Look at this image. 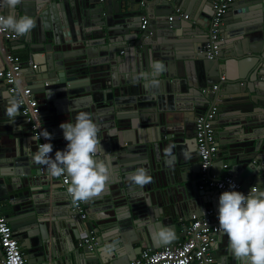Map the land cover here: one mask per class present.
<instances>
[{
  "label": "water",
  "instance_id": "obj_1",
  "mask_svg": "<svg viewBox=\"0 0 264 264\" xmlns=\"http://www.w3.org/2000/svg\"><path fill=\"white\" fill-rule=\"evenodd\" d=\"M1 1L5 17L28 15L36 21L29 36L9 43L24 41L20 47L33 59L35 66H25L24 75L34 74L28 79L31 91L43 93L47 112L40 114L54 136V152L67 146L61 123L74 124L79 112H88L100 127L105 152L98 159L110 168L103 193L86 202V221L71 219L59 179L32 161L37 140L32 133L34 139L26 137L19 115L6 114L13 97L0 74V200L9 203L3 214L27 264H130L145 246L157 249L183 238L174 218L188 208L205 211L222 191L200 190L183 173L170 183L164 171L174 156L182 168L193 164L195 132L190 140L186 123L194 124L216 101L212 125L219 147L223 136H231V172L246 188L256 178V190L264 191V0H232L213 59L204 46L215 0H22L13 9ZM143 15L148 24L140 29ZM230 20L232 27L225 28ZM7 50L1 43V61ZM153 61L166 71L153 75ZM152 80L158 86H151ZM213 84L217 89L211 91ZM141 167L153 177L143 188L130 178ZM215 169L214 161L211 172ZM120 205L140 220L122 216ZM85 227L99 234L96 247L71 248ZM164 228L175 236L167 244L156 238ZM223 235L218 232L215 241ZM212 247L216 264H240L229 241L225 250Z\"/></svg>",
  "mask_w": 264,
  "mask_h": 264
},
{
  "label": "built area",
  "instance_id": "obj_2",
  "mask_svg": "<svg viewBox=\"0 0 264 264\" xmlns=\"http://www.w3.org/2000/svg\"><path fill=\"white\" fill-rule=\"evenodd\" d=\"M231 2L232 0H215L213 2L212 16L207 23L209 38L204 46L205 54L208 59H213L219 54L222 20ZM141 3L143 2L141 1ZM177 14L180 17L187 18V14L181 12H177ZM0 15H3L1 0ZM171 18L170 16L169 19L171 20ZM147 24L148 17L143 15L140 19L139 28L145 29ZM17 37L18 36L11 31L0 32V46L1 43L14 40ZM3 59L4 68L0 74L7 85L8 92L14 100L19 102V113L28 125L32 135L37 140V147L41 143L53 144L52 140H46L41 136V132L45 129L47 130V128L41 119L37 99L33 95L27 80L22 78L26 76L23 74L25 66H35L33 61L30 58H23L11 50L4 52ZM223 79L224 76L221 75L220 80ZM216 89L217 84L211 85V91ZM202 91H204V89ZM217 103L218 101L214 102L206 113L198 115L194 122L196 150L199 157L197 186L200 190L205 188H216L222 192L235 190L241 191L247 195L255 185H251L248 188L244 187L242 183L236 179L235 174L229 171H225L219 175L215 172H211L212 165L218 153L215 129L212 125ZM50 155L53 158L55 157L54 144L53 152ZM43 168L47 169L44 165ZM221 168L227 170L229 168L228 163H221ZM56 179H59L61 187L65 189L69 197L71 212L75 216H78L80 220H85L87 218L85 202L73 203L68 193V188L71 184L70 177L65 174ZM232 184L236 185L234 189L231 187ZM179 224L182 232L185 233L182 240L174 244L161 246L157 249L145 246L140 250L137 256L130 261V264H216L212 255V244L215 242L217 233L221 232L218 227V213H215V210L212 208H207L201 216L192 214L187 221L180 218ZM77 245L92 250L97 245V235L93 230L84 228V231L80 233ZM0 247L2 250L0 264H27L19 240L16 238L14 231L7 222L1 204Z\"/></svg>",
  "mask_w": 264,
  "mask_h": 264
},
{
  "label": "clouds",
  "instance_id": "obj_3",
  "mask_svg": "<svg viewBox=\"0 0 264 264\" xmlns=\"http://www.w3.org/2000/svg\"><path fill=\"white\" fill-rule=\"evenodd\" d=\"M22 0H4L8 8L13 9ZM36 27V21L24 15L17 19L13 14L6 17L0 15V32L11 31L17 36L27 37ZM152 74L166 71L160 61L150 64ZM147 78V73L142 74ZM159 81L152 80L151 86H158ZM39 105V104H38ZM19 102L12 99L6 109L10 117L19 115ZM64 139L67 141L65 150L55 152L53 158L52 143H41L34 155L33 163L47 167L49 176L59 178L67 174L71 178L68 193L73 203L88 202L103 193L110 176V168L104 160L98 159L105 152L99 137L100 127L88 112H79L73 124L69 120L61 123ZM46 140L54 139L46 129L41 132ZM132 182L140 187L152 183L153 177L145 168H139L130 176ZM231 187L234 189L235 184ZM218 227L229 241V248L240 264H264V191L255 187L245 195L241 191L229 190L221 193L218 206ZM156 238L158 242L167 244L175 239L170 228L161 229Z\"/></svg>",
  "mask_w": 264,
  "mask_h": 264
},
{
  "label": "crops",
  "instance_id": "obj_4",
  "mask_svg": "<svg viewBox=\"0 0 264 264\" xmlns=\"http://www.w3.org/2000/svg\"><path fill=\"white\" fill-rule=\"evenodd\" d=\"M177 7H180V4H177ZM228 12V11H227ZM226 12V14L227 15H229V13H227ZM226 15V16H227ZM147 16V15H146ZM225 17V16H224ZM223 17V18H224ZM233 21H228V22H226V27L225 28H231L232 27V23ZM223 20H222V25H221V32H222V29H223ZM220 32V33H221ZM227 33H228V31H227ZM227 33H226V35H227ZM16 39H20L19 38V36L16 38ZM224 40V39H223ZM221 41H222V37H221ZM221 41H220V43H221ZM10 41H5L4 43H5V45H6V47H8V49L9 50H11V51H13V52H15L16 54H18V55H20L21 57H23V58H30L31 60H33L32 58H31V56L29 55V54H27V52H26V49H24L23 47H20V45H24V41H20V43L19 44H17V45H11L10 43H9ZM13 48H15V49H13ZM123 52V51H122ZM122 52H120V54H122ZM4 66V59H2V61L0 60V68H2ZM27 70H24V72H23V74L24 73H26V72H29L28 70H29V68H26ZM29 77H34V74H32V75H27V76H23L22 78L24 79V80H27V82H28V79H29ZM34 96H35V98L37 99V102H38V104H39V107H40V110L41 111H43V112H47V109H46V104L45 103H41V97H43V93L42 92H40V93H37V94H33ZM12 97V96H11ZM129 108V105H126V106H124V109H128ZM19 119H18V121H21V122H24V124L22 125L23 126V128H25L26 129V137L28 138V139H34V137H32V135H31V132H30V129H29V127H28V125L26 124V122L24 121V119L22 118V116L20 115V113H19ZM43 116V115H42ZM43 122H45V121H47V119L46 118H43V120H42ZM124 121H126V122H128V120H126V119H124ZM12 124H13V122H12ZM45 125V124H44ZM216 131V130H215ZM216 134V136H217V133H215ZM230 138H231V136H223L222 137V139H221V143H222V145L219 147L218 146V153H217V157H216V159H215V165H216V169H215V173H217L218 171H220V174L221 173H224L225 171H229V172H231L232 171V163H233V161H232V158H231V150H230V148H229V145L227 144V142L230 140ZM217 139V138H216ZM217 143H219V141H217ZM218 145V144H217ZM165 155V154H164ZM171 155V154H170ZM172 155H174V153L172 154ZM179 160H181L180 159V157L179 158H177V156H175V158H171V159H169V164L168 165H166V167H165V171H166V173H165V171H164V174L166 175V178H167V181H169L170 183L171 182H175L178 178H181V175H182V173L184 174V177H185V179H188L189 180V182H191V181H194L195 180V182L198 184V176H197V173L196 172H194L193 170H192V168H191V166H190V162L188 163V164H186L185 165V167L184 168H182V167H180L179 165H178V161ZM221 163H228V165H229V168L226 170V169H222L221 168ZM3 170H5V169H3ZM167 170H169V171H167ZM163 174V173H162ZM251 178H252V176H251ZM255 179L256 178H252V182H251V185H256L254 182H255ZM172 187H174V186H172ZM163 188H165L164 186H163ZM61 189L62 190H64L62 187H61ZM67 195V194H66ZM221 195V194H220ZM220 195H214L213 197H212V200H213V202H208L207 204H206V206H205V208L207 209V208H212V209H215V213H216V211L218 210V206H219V197H220ZM0 204H1V206H2V208H3V210L4 209H7V207L9 206V203H8V201L7 200H0ZM67 208H66V210L68 211V214H69V216L71 217V219H76V216H74V215H72L71 214V208H70V201L69 202H67ZM85 206H86V209H87V211L89 210V207H90V205L89 204H86V202H85ZM117 209L119 210V212H120V214L122 215V216H128V220L129 221H134V222H137V221H139L140 220V218H138L137 216H135L133 213H131L130 212V210L128 209V207L127 206H124V205H120V206H118L117 207ZM184 212H181V214H179L178 216H176L175 218H174V222H175V224H176V227H177V231H178V233H181L182 232V230H181V226H180V224H179V220H180V218H182L184 221H187V220H189L190 219V217H191V215L192 214H195V215H202V214H204V209H202V208H199V210H197V209H193V208H188L187 210L185 209V210H183ZM98 215H106V213H108V212H104L103 213V211H100V212H96ZM97 220V219H96ZM85 221H86V219H85ZM98 221V220H97ZM65 226V228H66V224L64 225ZM86 229H87V227H85ZM93 228H95L94 226H93ZM92 228V229H93ZM84 229V228H83ZM93 232L97 235V237H99L98 235V233H96L95 232V229L93 230ZM184 238V237H183ZM183 238H179V240H182ZM77 241H78V239H74V241H73V243L70 245L71 246V248H73V249H75V250H80V251H82L83 250V247H79L78 245H77ZM227 242H228V237H227V235H223L222 236V238H221V240H220V242H218V241H215L213 244H214V246H216L217 245V247H220L221 248V250H225L226 248H227ZM212 244V245H213ZM139 244L137 243V244H135L134 246L136 247V246H138ZM213 248V247H212ZM137 250V248L136 249H134L133 251H136ZM87 264V263H86Z\"/></svg>",
  "mask_w": 264,
  "mask_h": 264
},
{
  "label": "flooded vegetation",
  "instance_id": "obj_5",
  "mask_svg": "<svg viewBox=\"0 0 264 264\" xmlns=\"http://www.w3.org/2000/svg\"><path fill=\"white\" fill-rule=\"evenodd\" d=\"M191 120H193V118ZM186 124H187V129H188V131L190 133L189 134L190 135L189 137H190V140H191V139L194 138V132H195V130L193 129L194 124L192 122H190V121L188 123H186ZM177 140L178 139H176V141ZM176 151L177 150H175L173 152L174 155H176ZM192 160H193V164L190 163V166H191L192 170L197 173V176H198V172H199V157H198V154H197V150H196V153L192 156Z\"/></svg>",
  "mask_w": 264,
  "mask_h": 264
}]
</instances>
